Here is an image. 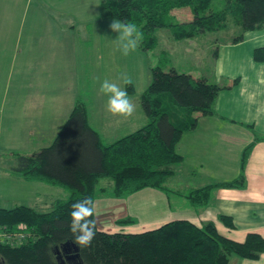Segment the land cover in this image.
<instances>
[{"label": "trees", "instance_id": "1", "mask_svg": "<svg viewBox=\"0 0 264 264\" xmlns=\"http://www.w3.org/2000/svg\"><path fill=\"white\" fill-rule=\"evenodd\" d=\"M102 0L104 17L121 22L139 35L140 48L158 45V29L168 28L175 40H194L203 34L220 33L230 24L241 29L233 40L264 27V0ZM189 8L194 19L175 24L176 9ZM253 58L264 64V47ZM153 80L140 98L147 125L113 144H105L89 122L85 101L78 99L55 140L33 154L15 153L17 178L64 190L67 199L56 200L48 212L34 207L0 208V234H13L20 227L31 233L27 241L12 245L0 238V261L7 264H58L57 249L73 248L83 264H229L236 256L258 261L264 254V237L250 233L244 243L222 236L215 223L198 227L189 221H175L156 230L138 234L101 232L95 217L99 197L128 199L146 189L186 198L190 207L209 206L220 189L246 186V164L254 144L243 152L239 178L215 183L188 193L170 190L168 181L184 158L177 147L184 135L195 131L199 118L215 115L219 94L229 89L195 79L177 70L152 69ZM237 81L235 82V84ZM128 93L135 88L128 85ZM264 138H257V141ZM220 221L235 228L231 217ZM128 218L119 224H133ZM69 245V246H68Z\"/></svg>", "mask_w": 264, "mask_h": 264}, {"label": "crops", "instance_id": "2", "mask_svg": "<svg viewBox=\"0 0 264 264\" xmlns=\"http://www.w3.org/2000/svg\"><path fill=\"white\" fill-rule=\"evenodd\" d=\"M101 1L0 0V106L7 109L6 140L25 139L23 148L30 153L22 154L33 155L51 144L78 99L87 104L89 122L107 145L147 125L140 99L128 90L122 99L111 100L102 92V98L87 100V66L97 69L87 53L93 50L87 43L95 45L92 40L87 42L92 22L101 18L102 25L111 26L112 32L126 33L124 24L116 25L103 16ZM227 43L216 53L211 77L215 85L229 89L219 94L215 115L201 116L197 129L184 135L177 147L184 161L175 167L168 185L188 193L236 180L243 152L254 144L246 164L245 188L220 189L203 209L190 207L177 193L168 196L154 189L128 199L133 211L124 199L99 197L94 208L101 232L138 234L171 222L189 221L198 227L215 223L222 236L238 243H244L250 233L264 237V140L257 141L264 138V64L253 58L254 51L264 47V27L246 33L238 44ZM69 75L72 81H61ZM77 75L78 87L84 82L79 90ZM71 86L79 93L68 94ZM139 215L145 220L137 226L119 224L128 216ZM221 216L231 217L235 228L225 226ZM229 264H264V254L258 261L233 256Z\"/></svg>", "mask_w": 264, "mask_h": 264}, {"label": "rangeland", "instance_id": "3", "mask_svg": "<svg viewBox=\"0 0 264 264\" xmlns=\"http://www.w3.org/2000/svg\"><path fill=\"white\" fill-rule=\"evenodd\" d=\"M222 6V0H215L214 7L216 9H221ZM172 16V22L175 24L189 23L194 19L189 8L176 9ZM110 21L119 25V22L115 20L111 19ZM91 26L93 28L87 31V42L92 40V44L95 45L90 46L87 43V48H93L92 51L89 49L90 53L88 51L87 53L93 58L92 62L97 69L89 70L91 68L87 66V100L102 98V92L112 97L111 100L122 99L128 84H132L135 88L134 98L140 99L152 83V69L155 67H160L165 72L174 69L180 73L193 74L191 76H201L202 80L214 84L215 79L211 77V73L217 51L226 46L227 42L232 43L242 33L241 29L233 25L232 22L229 28L223 32L203 34L194 40L178 41L173 38L170 29L163 28L158 29L155 34L158 39L157 47L153 50L143 51L138 38H136L139 35H133L131 30L124 25L122 27L126 33H120L117 30L112 32L111 26L102 25L101 18L94 20ZM69 76L61 77V81L64 78L72 81V77ZM79 79L78 75L75 76L76 84ZM83 84H80L79 87L77 84L78 90L83 88ZM75 89L74 86H71L68 94L79 93ZM61 94L62 96L66 95L64 92ZM6 110L2 104L0 106V208L12 209L16 206H28L48 212L56 200L67 199V193L60 188H53L43 183H28L17 178V174L14 172L17 163L14 154L28 151L23 148L25 139L11 142L6 140L5 137L8 136V134L5 135ZM52 140L50 139V142ZM168 187L171 191L174 190L171 185ZM128 199H124L128 203V210L133 211L132 202H128L131 201ZM128 217L136 222L122 226H137L139 225L138 221L145 220V216L141 215Z\"/></svg>", "mask_w": 264, "mask_h": 264}, {"label": "flooded vegetation", "instance_id": "4", "mask_svg": "<svg viewBox=\"0 0 264 264\" xmlns=\"http://www.w3.org/2000/svg\"><path fill=\"white\" fill-rule=\"evenodd\" d=\"M79 251L73 248L57 249L55 252L58 264H83L80 260ZM0 264H7L5 261H0Z\"/></svg>", "mask_w": 264, "mask_h": 264}, {"label": "built area", "instance_id": "5", "mask_svg": "<svg viewBox=\"0 0 264 264\" xmlns=\"http://www.w3.org/2000/svg\"><path fill=\"white\" fill-rule=\"evenodd\" d=\"M31 237H32L31 233L26 230V227H20L19 231L17 233H13V234L2 233V234H0V238L4 242L10 243L12 245L21 244V243L27 241L28 239H30Z\"/></svg>", "mask_w": 264, "mask_h": 264}, {"label": "water", "instance_id": "6", "mask_svg": "<svg viewBox=\"0 0 264 264\" xmlns=\"http://www.w3.org/2000/svg\"><path fill=\"white\" fill-rule=\"evenodd\" d=\"M69 246V245H68Z\"/></svg>", "mask_w": 264, "mask_h": 264}]
</instances>
